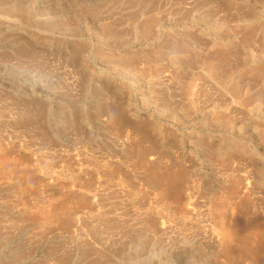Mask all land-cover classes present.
Instances as JSON below:
<instances>
[{
	"label": "rangeland",
	"instance_id": "374dc122",
	"mask_svg": "<svg viewBox=\"0 0 264 264\" xmlns=\"http://www.w3.org/2000/svg\"><path fill=\"white\" fill-rule=\"evenodd\" d=\"M0 264H264V0H0Z\"/></svg>",
	"mask_w": 264,
	"mask_h": 264
}]
</instances>
